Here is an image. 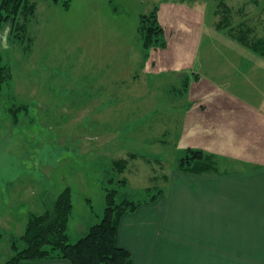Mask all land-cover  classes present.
I'll return each mask as SVG.
<instances>
[{"label": "rangeland", "instance_id": "1", "mask_svg": "<svg viewBox=\"0 0 264 264\" xmlns=\"http://www.w3.org/2000/svg\"><path fill=\"white\" fill-rule=\"evenodd\" d=\"M178 1L69 0L67 7L65 0H32L35 15L18 18L23 40L11 20L0 28L10 71L0 88V264L14 256L13 245L24 246L30 215L44 212L64 188L73 195L71 227L80 231L103 217L105 187L119 188V199L151 197L164 170L178 169L186 146L200 143L189 131L199 114L184 125L188 102L197 101L192 80L162 74V53L195 51L199 78L212 85L197 87L205 92L198 100L221 106L244 98L242 73L264 63L251 50L264 44V0H225L231 25L222 30L216 0ZM154 10L165 20L166 45L146 49L141 19ZM98 84L102 93L80 91Z\"/></svg>", "mask_w": 264, "mask_h": 264}, {"label": "crops", "instance_id": "2", "mask_svg": "<svg viewBox=\"0 0 264 264\" xmlns=\"http://www.w3.org/2000/svg\"><path fill=\"white\" fill-rule=\"evenodd\" d=\"M178 2L183 4L182 0ZM164 21L160 20L166 32ZM196 24L201 25L199 21ZM195 58V51L162 53L160 72L172 70L180 73V78L187 75L186 79L192 80V98L197 101L188 102L192 109L186 112L184 125L193 111L199 114L200 119L189 131L200 143L193 142L186 148H200L211 156L215 154L216 160L219 157L217 172L164 170L158 188L161 194L157 193L156 200L147 202L150 197H145L136 210L122 216L118 244L131 253L130 264H264V63L257 69H252L255 62L250 65L251 78L242 73L247 86L244 98L215 106L198 100L203 99L205 92L195 93L197 87L203 88V83L207 90L212 86L199 78ZM101 89L98 84L94 90L80 91ZM101 103L99 107L103 106ZM153 187L146 191H153ZM72 215L68 233L73 241L102 219L100 212L76 231V226L71 227ZM20 264L73 263L50 258Z\"/></svg>", "mask_w": 264, "mask_h": 264}, {"label": "trees", "instance_id": "3", "mask_svg": "<svg viewBox=\"0 0 264 264\" xmlns=\"http://www.w3.org/2000/svg\"><path fill=\"white\" fill-rule=\"evenodd\" d=\"M59 1V0H54ZM219 11L225 15L224 20L218 24V29L228 28L230 11L232 9L225 0H216ZM65 6H69V0H65ZM36 4L32 0H2L0 10V28L8 21H12L16 30L12 33L24 37V23L18 22L21 16L30 18L35 14ZM140 32L143 44L146 49L153 46L166 45L165 31L160 23L159 15L154 10L149 15H142ZM13 25V26H14ZM14 26V27H15ZM231 35L230 33H228ZM237 38L238 43L246 44L245 38ZM262 41V40H260ZM260 41L252 45L251 50L264 57V44ZM0 48L1 40H0ZM3 56L0 50V88L3 87L9 78L8 65L3 63ZM126 160L116 162L120 172L126 169ZM178 169L183 172L208 173L217 172L214 157L202 149H188L179 159ZM113 179H111L112 181ZM125 180V179H124ZM127 182V181H125ZM105 212L100 222L92 225L88 232L76 242L70 241L68 233L70 217L73 213L74 203L71 188L62 191L58 197L51 202L46 210L41 213H32L28 219L25 232L21 237L23 247L13 245L14 256L6 264H20L24 261H40L50 258L66 259L73 264H130L131 253L118 244V231L122 216L125 213L133 212L143 203L141 200H133L127 197L119 199V188L116 186L105 187ZM159 191V190H158ZM161 194V191H159ZM157 194L152 195L147 202L156 200Z\"/></svg>", "mask_w": 264, "mask_h": 264}]
</instances>
